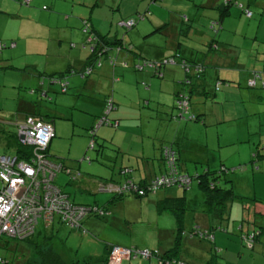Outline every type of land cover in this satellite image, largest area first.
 Returning <instances> with one entry per match:
<instances>
[{"label": "crops", "instance_id": "0c3cea01", "mask_svg": "<svg viewBox=\"0 0 264 264\" xmlns=\"http://www.w3.org/2000/svg\"><path fill=\"white\" fill-rule=\"evenodd\" d=\"M47 1L50 5L49 9L43 5L39 7L42 0H30L28 4L23 3L22 0H0V16L4 14L2 12H5L1 9L2 6L11 7L15 15L10 16L22 21L12 33L0 32L2 43L14 45L13 48L8 47V49L0 51V103L7 104L6 106L4 104L0 105V121H3L2 114H13L14 118L12 115L10 118L7 117V120L12 122L14 133L15 125L30 116L49 123L53 130L52 140L55 138L60 140L62 139L60 136H64V132L68 130L71 132V136L89 130L95 123L96 117L99 118L104 110L105 102L112 100V109L115 108V110L111 109L107 116L109 121L115 122L116 125L98 128L94 137L96 144L97 141L99 142L97 146L99 151L97 152L100 159L114 161V179H110V181L114 184H120L124 179L130 177L142 184L153 177L163 175L164 168L159 157L160 140L157 138L160 121L150 120V118L147 121L142 120L144 116L140 115L137 100L140 97L141 101L146 104L148 100H153V92H157L164 96L172 94L173 105H175V95L182 91L178 90L177 83L179 81L184 82L186 72L177 66H162L160 69L161 74L157 75L153 73L149 66L154 62L163 64L166 61L164 57L178 52L187 61L194 58V53H196L194 50L203 51L205 48L203 45L212 41L207 25L210 21L217 20L218 12L215 13L214 11L217 9L215 8L217 3L218 8L221 7V4L218 0H191L189 4L184 5L182 0H161L160 3L155 4H148L150 0ZM95 2H98V4H95ZM31 4L35 5V10L20 6ZM212 7L215 9L212 10ZM145 10L150 12L148 18L146 17L147 19L143 20L142 24L136 25L134 30L129 31L125 36V42L131 44L140 57L144 58L143 62L148 65L144 67L146 69H135L136 60L121 53H115L110 56L120 65L118 68H112L105 59L104 66L101 65L99 69L95 70L84 83L80 82L77 77H68L69 92L66 91L68 90L66 88L65 92L61 93L60 87L46 84L44 79L40 82V77L63 73L69 68L79 70L88 65L86 61L88 51L79 47L86 38V35L78 29L82 18L89 20L91 28L97 36L109 39L111 31L113 34L116 31V21L134 16L137 12H145ZM39 11L47 13L44 18L49 25L53 24L50 27L53 29L52 31L41 32L40 28L34 26L36 22L31 19V15ZM180 11L185 14L184 20L177 16ZM221 24L227 27L224 23ZM4 30L6 31L8 28H4ZM184 31H187L186 41L193 40L186 42V46H184V40L180 37V34ZM69 44H74V47L70 48ZM184 47L187 48L186 51H184ZM27 48L29 52L26 51ZM195 56L197 62L213 66L212 72L205 70L203 73L205 79L201 81V88H204L205 81L213 82L217 77L223 79V81L234 82L240 80L242 65L237 64V68L233 69L236 67L233 65L236 62L235 60L219 56L211 49L207 54H196ZM23 57H26V59H23ZM105 58H107V55H105ZM219 66L226 68V71L220 72ZM186 76L189 77V75ZM150 77L158 80L163 79V81L155 82ZM143 80L147 81V85L142 84L144 85L142 90L139 87L137 88V84H140L138 82ZM33 85L35 90L32 89ZM22 88H27L31 95L26 94L27 96L23 97L20 92ZM58 88L60 89L58 90ZM31 89L37 93L45 92L46 95L49 93L66 95V93H69V96L73 97L71 100L73 102L77 100V96L82 95L85 97L84 112H90L91 115L80 119L76 118V121L70 115L69 124H64V122L55 123L53 121L54 117L64 121V114L75 108L76 102L69 105L70 101L65 96L69 108L57 107L54 104L51 107H43L40 106L38 99L36 100L37 103H34L35 99L32 98ZM228 92L229 87H224L220 94L221 97L224 98V95ZM152 125H154L153 132L155 133L148 131L152 128ZM156 126L157 128H155ZM52 140L47 145V156L51 161L61 162L63 166L69 168L67 172H61L55 176L54 185L72 203L79 204L75 201L84 200L88 205L100 206L99 208L107 212L108 209L111 211L106 215L107 218L104 217L107 219H104V222L86 217L81 223L84 230L83 234L86 235V230H89L95 235L96 229L107 228L108 225L120 222H128L133 220L134 217L138 219L141 217L143 210L146 215L145 211L147 209L149 210V219L154 222V225L152 233L149 235V244L138 249L148 252L156 251L155 256L160 253L165 258L176 259L184 264H264V205L253 203L251 209H248V201L242 203H239L238 200L233 201L227 206L222 218L217 221L210 217L203 196L199 191L202 199L199 208L195 207L198 202L186 199L185 193L191 190L193 184L186 192H182L181 189L177 188H169L159 189L152 194L139 198L131 194L120 196L111 194L110 198L105 196L88 198L86 195L96 193V191L92 192V181L96 180V176L87 175L85 171H80V167L83 165L82 162H85L84 159L79 160V167L77 164L75 165L76 162L74 161L61 159L60 154L52 150ZM144 140L147 141V148L144 146ZM176 141L175 138L172 139L177 153L178 170L187 174L189 170L198 172L197 167H194L196 161L188 155L182 154L188 152V150H184ZM83 145H85V138H83ZM105 145L109 146L114 151L113 154L117 155L113 157L111 154L106 153L103 150ZM180 161L183 162L181 168ZM87 166L91 168L92 164H87ZM204 170L207 171V169ZM122 171H128V173L121 174ZM100 172H103L104 175L107 174L104 170H100ZM108 176L111 175L108 174ZM193 187V191L198 190L196 185ZM81 194L85 195L83 200L81 196H76ZM181 198L184 199L186 210L183 212L180 224H177L172 214L174 212L172 200ZM115 201L117 202L114 203ZM130 209H134V211H130ZM186 211L188 214H185ZM189 215L191 216L189 217ZM157 219L164 220L167 224L159 226ZM254 225L258 226L259 231H253ZM193 226L206 230L219 226L223 229V232L213 233L212 242L193 240L196 238L185 237L184 235H189V233L186 234V231H183L190 230ZM62 227L67 226L59 223L56 218H53L49 224L39 221L34 236L36 233H43L42 238L44 236L50 238L53 251L68 260L69 255L64 249V244L61 241L60 245V238L56 234L59 230H62L63 233L66 232ZM177 228H180L181 232L179 233L184 237L178 236ZM68 230L80 233L75 229L68 228ZM251 234L257 235H254L252 247L248 249L240 238ZM81 237L86 239L85 236ZM81 237L79 238L81 239ZM38 240L40 242L41 239L38 238ZM54 240L58 242V245H54ZM90 241L93 244L102 245L99 241ZM242 246L246 248H242ZM94 247L97 251L99 250L95 245ZM172 250L175 252H172ZM103 251L104 249L100 251L102 256ZM152 258L154 257L144 260L147 264H153ZM154 259L156 260V258ZM141 263L144 264V261H131L130 257L129 259H119L118 264ZM155 263L158 264L157 261H154Z\"/></svg>", "mask_w": 264, "mask_h": 264}, {"label": "rangeland", "instance_id": "374dc122", "mask_svg": "<svg viewBox=\"0 0 264 264\" xmlns=\"http://www.w3.org/2000/svg\"><path fill=\"white\" fill-rule=\"evenodd\" d=\"M232 1L241 3L243 7H246V4L248 3L249 5L247 4V8L252 13L251 19H244L242 14L238 12L237 17H241L242 19H238L237 21H240L241 23L232 22L227 26H234L233 35L231 36L230 41H232V46H234L235 48L231 47V49L233 51L236 48L239 50L240 60L238 62H235L233 65H242V71H240L239 76L240 80L236 81L237 85L231 86L226 82V86L229 87V92L224 95V98H220L219 95L222 93V89L226 86L223 83H220L221 85L218 86V92L214 97H212L210 93L212 92L215 81H205L203 89L207 94L193 95V97L190 99V112H188V114H193V110L198 111V113L200 114H196L201 115L200 118L202 119V122L183 121L179 118H176L177 110L173 108L174 105L172 94L164 96L163 94L153 92V100H148L146 104H144L145 102L141 101V98L139 97L137 103L140 115L144 116L142 117V120L147 121L149 120L148 118H150V120L160 121V127L157 130V138L160 140V145L166 142L172 143V139L175 138L178 145H180L184 150H188V152H183L182 154H186L196 161L194 167H197L198 172L189 170L188 174H185H187L189 177H192L194 176V173H203V171H205L204 169L213 172L214 175H217L219 177L218 181L220 183V187L230 188L235 195L246 198L249 204L248 209H251L253 202L250 201V198H254L259 201V205H264V90L248 89L246 87V80L248 78L247 74L249 69H254V65L260 66L264 62V59L262 58V49L258 47L259 45L264 47V18L260 14V12H262L261 9L259 10V12H257V8H260L261 4L262 8L264 7V0ZM42 5L48 9L50 7L47 0H42V3L39 7H41ZM20 6L29 10L36 9L35 5L33 4L28 6ZM230 8L235 9L232 6ZM1 9L5 12H2L4 14L0 16V32L12 33L16 29V26L22 21L10 16L15 15L11 7L2 6ZM45 14L47 13L39 11L31 15V19L36 22V25L34 26L40 28L41 32L53 30L52 28H50L53 24L49 25V23L46 22V19L44 18ZM243 22H245L246 26L243 24ZM142 23L143 21L137 23L136 25L138 26ZM4 28H8V30L5 31ZM134 29L135 27L131 30ZM128 33L124 35L126 36ZM252 48L255 49L251 50ZM26 51L29 52V49L27 48ZM23 59H26V57H23ZM104 61L105 60L101 58V65L105 64ZM119 66L120 65L118 63L114 65V67L116 68H118ZM214 68L216 69V67ZM218 69H220V72L226 71V68H221L220 66L218 67ZM206 71L212 72L213 66H209ZM145 72L148 71L146 70ZM150 79L155 82L163 81V79L158 80L154 77H150ZM204 79L205 78H203V80ZM79 81L82 82L80 79ZM201 81H198L197 85H201ZM44 82L46 84L52 86L56 85L57 87H59L58 84L50 83L47 79H44ZM67 82L68 90L66 91L69 92L70 85L68 79ZM138 83L140 84H137V88L139 87L142 90L144 88V85L142 84L145 83V86L147 85L146 80ZM177 88L178 90L183 89L182 81H179L177 83ZM32 89L35 90L34 85L32 86ZM59 89L60 88H58V90ZM34 90L32 93V98L35 99L34 103H37L36 100L38 99L41 104L40 106L43 107H51L54 104L57 107L69 108L66 104L65 96L70 101L69 105H72L76 102L75 108H73L70 112H66L64 114V121H60L57 117H54L53 121L55 123L64 122V124H69L71 120L70 115H72V118L75 121L77 120L76 118L80 119L85 116L89 117L91 115L90 112H84L85 97L82 95L77 96V100L73 102L71 101L73 97H70L69 93H66V95L49 93L45 96V98H43L44 96L40 97L39 94ZM20 92L23 97H26V94H29V90L27 88H22ZM259 94L262 95L261 98L258 97ZM3 104L4 106L7 105L4 102L0 103V105ZM104 110L102 111L99 118L103 117ZM112 110L114 111L115 108ZM12 115L2 114L3 121H0V126L3 131L0 130V155L12 156L14 154V128L12 126V122H9L7 120V117L10 118L12 117ZM96 118H98V116ZM106 119L109 120L108 116L106 117ZM96 121H98V119H96ZM95 123L93 124V126L95 125ZM153 126L154 125H152V128L148 130L149 132L154 131ZM157 126L155 128H157ZM105 127L107 126H101L99 128ZM82 132L83 133L71 136V132L68 130L64 132V136H60L62 138L60 140L57 138L52 140L51 137L49 139V141L52 140L53 142V149H51L55 150V152L57 151L58 154H60L59 157H61V159H68L71 160V162H76L75 165H78V162L80 163V159H84L85 162H82L83 165L82 167H80V171H85L87 175L96 176V180L92 181L93 189L91 188L92 192L96 191V193L94 195H86V197L89 198L92 196H100L101 198L105 196L110 198L111 194L109 193L97 192L96 184L106 185L107 183L112 182L110 181V179H114V161H104L100 159L97 152L99 151L97 148V146L99 145L98 141L96 144V141L93 140L94 151L93 148L92 150H89L88 144L90 138L88 136V130L86 132ZM83 138H85V145H83ZM144 146L147 148V141L145 140ZM21 148H23V145ZM103 150L106 153L111 154L113 157L117 155L113 154L114 151L107 145L104 146ZM254 155H256V157ZM14 157L15 159L17 158V156ZM16 160H18V158ZM87 164H92V167L89 168ZM182 164L183 162L180 161V168L182 167ZM221 168H225L227 170L232 169L233 172L224 174L219 172L221 171ZM100 170H104L107 174L104 175L103 172H100ZM108 174L111 176H108ZM191 183L193 184V186L196 185L195 180H192ZM193 186L190 191H185V196L186 199L198 202L195 204V207L199 208L202 199L197 189L193 191ZM76 196H81L82 200L85 197V195L82 194ZM243 201L244 200H242V202ZM75 202H79L78 205L91 206L88 205V203H86L84 200H78ZM116 202L117 201H115L114 203ZM238 202L240 203V201ZM132 210L134 211V209H130V211ZM108 211L110 210L108 209ZM145 212L146 215L143 210L141 217H139L138 219L134 217L133 220H129L128 222H120L114 225H108L107 228L96 229L95 235L91 231L89 232V230H86V235H81L76 231L68 230L67 227H62L66 232L63 233L62 230H59V232L56 233L58 236H56L60 238V245L61 241L64 244V249L69 255V261H77L78 263H81L83 261H90L91 263L95 264L101 260L102 252L100 251H102L104 247L116 246L118 248L126 249L129 251H143V249L138 248L144 247L145 245L149 244V235L152 233V227L154 225V222L149 219V210L146 209ZM112 213L114 214V212ZM185 214H188L187 211L185 212ZM190 216L191 215H189V217ZM90 218L96 221H103L107 217L103 219H96L94 217ZM157 220V224L159 226H162V224H167V222L164 220ZM256 225L253 226L254 232L259 231V228ZM188 230L189 229L183 231L187 232ZM31 236L32 234L29 237ZM42 236L43 233H36L32 242H38V238L41 239ZM81 236H85L86 239ZM29 237H27L26 239H28ZM79 237H81V239ZM90 240L99 241L102 245L95 243L93 244ZM53 242L54 245H58V242H56L55 240ZM24 243L7 238L0 239V257L6 259L11 264H21L28 257V252H25L23 250L25 247ZM94 245L98 247V251L96 250ZM242 248L246 247L242 246ZM132 260H137L139 262L144 261V264L146 263V261L140 257L131 258V261ZM152 261L154 264V261L156 260L152 258Z\"/></svg>", "mask_w": 264, "mask_h": 264}, {"label": "trees", "instance_id": "16d2710c", "mask_svg": "<svg viewBox=\"0 0 264 264\" xmlns=\"http://www.w3.org/2000/svg\"><path fill=\"white\" fill-rule=\"evenodd\" d=\"M29 1L30 0L25 2V0H22V2L25 4H28ZM182 1H184L182 3L184 5L187 3L189 4L191 0H182ZM218 1L221 4V7L218 8V3H217V6L215 7L217 9L214 11L215 13L218 12L217 20L210 21L207 25V29L210 32V39L212 41H211V43L208 42L207 44L203 45L205 47L203 51L194 50L196 52V53H194V58H192V60H187V61L182 58L181 54H178L179 52L178 53L175 52L176 54L164 57V58H166L165 59L166 61L163 64H159V63L154 62L153 64L155 65V69L153 68V64H151L152 67L150 66V68L153 70V73L157 74V75L161 74L160 69L162 66H164V67L177 66L178 68H181L184 72H186V75H189V77L185 75L186 78L184 79V82L182 83L183 89L180 93H177L175 95V105L173 107L174 109L177 110V117L176 116L175 117L179 118L180 120H183V121L202 122V119L200 118L201 115H197V114H200V113H198V111H196V110L192 111L193 114L197 113L196 115H193L191 113L188 114V112H190L189 111L190 110V99L193 97V95H206L207 94L203 88L199 87L200 85H197V83H198V81L203 80V78H204L203 73L205 72V70L209 66L206 64H203L202 62H197V59H195V57H196L195 55L196 54H207V52H209L211 49L212 51H215V53L217 52L219 56H224L228 59L231 58V59L235 60L236 62H238L240 60L239 50L237 48L234 51L231 49V47L235 48L234 46H232V41H230L231 36L233 35V27L234 26L233 27H224V26H222L221 23H224L226 26H228L232 22L241 23L240 21H237L238 19H242L241 17H237L238 12L242 14L244 19H251L252 13L247 8V6L249 4L247 3L248 5L246 4V7H243V5L241 3H236V2H233L232 0H218ZM157 2L160 3L161 0H150V1H148V4H155ZM95 4H98V2H95ZM231 6L234 7L236 10L230 8ZM260 6H261L260 8H257V12H259V10L261 9L262 12H260V14L264 18V7L262 8V4ZM215 8L212 7L211 9L213 10ZM149 14H150V12H148V10H145V12H137L134 14V16H131L128 18H123L122 20L116 21L115 22L116 31L114 30L115 31L114 34L111 31V34L109 35V39H104L105 37L97 36V34H95V32L92 30L89 20L82 18L80 20V24H79L78 29L82 34L86 35V38L82 42V44L79 45V47H80V49H87L88 57H87L86 61H87L88 65L84 66L82 69H79V70L68 69L67 71H65L63 73L40 77V79H39L40 82L43 79H47L50 83L58 84L60 88L62 86L65 87V90H66V88L68 86V82H67L68 77H71V76L77 77L78 79H80L84 83L86 81V79L95 70H97L101 67V63H100L101 58H103V60L106 59V62L109 63V65L113 68L117 62L113 58H111L112 56H110V55H114L115 53L116 54L121 53L125 56H129L130 58L136 60L135 66L136 65L139 67H140V65L145 66L146 63L143 62L144 58L140 57L139 53H137L134 50V48L131 44L125 42L126 37L124 34L128 33L131 29H133L137 23L142 22L143 20H146L148 18ZM177 16L179 18H181L182 20L185 19V14L182 11H180L179 14H177ZM127 22H131V26L125 27L124 24ZM243 24L245 25V22H243ZM186 35H187V31H184L180 34V37L184 40V46H186V42L193 41L191 39H189L190 41H186V39H185ZM121 36L123 37L122 39L120 38ZM221 40H223V41H221ZM8 47L13 48L14 45L13 44L6 45L0 41V51L8 49ZM69 47L70 48L74 47V44H69ZM258 47L262 49V53H263L262 58L264 59V47H262L261 45H259ZM253 49H255V48H252L251 50H253ZM186 50H187V48L184 47V51H186ZM177 51H179V50H177ZM250 51H249V54H250ZM105 55H107V58H105ZM254 67H255L254 69H249V71H248V74H247L248 78L246 80V87L250 90H256V89L264 90V62L262 63V65H260V66L254 65ZM184 68H187V71H185ZM236 68H237V66L233 69H236ZM87 69L90 70L89 74H85V71ZM196 69H198V73L195 72ZM249 81L252 82V85H250V86L248 85ZM226 82L231 86L237 85L236 81H234V82L228 81V80L223 81V79H220L217 77L210 95L212 97H214L215 94L218 92V86L221 85L220 83H223L226 86ZM226 87H228V86H226ZM31 92L33 93V90ZM38 94L40 97L44 96L43 98H45V96H46L45 92H39ZM181 97L186 98L185 100H186L187 106L184 109H181V108L179 109L177 107V101L179 99H181ZM219 97L222 98L221 95H219ZM258 97L261 98L262 95L259 94ZM110 102L112 103V100H110ZM109 112H111V111H109ZM97 119L99 120V118H97ZM0 130H2V129L0 128ZM15 133H16V125H15V132L13 133L15 149H14V154L12 156H17L18 159H20L22 161H26L30 157V148L25 147V146H23V148H21L22 145L19 144ZM94 137H95V134L93 136V140H94ZM165 148L168 150L170 149L169 151L174 155L175 161L177 163V153H176V150L174 148V144L173 143H167V142L159 146V157H160L161 163L163 164L162 152H163V149H165ZM46 155H47V149H46ZM254 156L256 157V155H254ZM59 163L62 167L61 172H64L65 170L69 169L68 167L63 166V164L61 162H59ZM176 163H175L176 173L179 176H185L186 178H188L189 183L187 185H182V186L171 185L169 187H165V188H161V189L176 187L178 189H181L182 191H188L189 188L191 187L190 185L192 184L191 181L195 180L198 191L203 196V201H204L205 206L207 207V212L209 213L210 217H213L217 221H219L222 218L223 214L225 213L227 206H229V204L231 202L238 200L242 203V200H244L243 202L247 201L246 198L235 195L230 188L220 187V185H219L220 183L218 181L219 177L217 175H214L213 172L204 171V173H201V174L194 173V176L189 177L187 174L182 173L178 170ZM163 168H164V174L161 176H164L166 173V169H165L164 164H163ZM61 172H59V173H61ZM219 172L224 173V174H228V173L233 172V170L232 169L227 170L225 168H221V171H219ZM153 178H151V179H153ZM126 179L132 180V178H130V177L126 178ZM123 181H125V179ZM120 184H121V182H120ZM135 197L139 198L138 196H135ZM67 201L71 204H74V203L70 202L68 199H67ZM172 201H173L172 207H173V211H174V212H172V214L175 217L177 224H180L183 212L186 210L184 208V199H182V198L176 199V200L173 199ZM250 201H252L253 203H259L254 198H251ZM74 205H78V204H74ZM81 206H83V205H81ZM88 207L99 208L97 206H88ZM99 209H102V208H99ZM102 210H104V209H102ZM88 217H94L96 219H103L106 216H99L98 217L96 215L94 216V214H91V216H88ZM54 218H56L58 220V222L61 223L57 217H54ZM82 221H81V223H82ZM38 222L39 221H37V223L34 227V232H33L32 236L29 237L28 239L21 241L23 243L25 242L24 243L25 247L23 250L25 252H28L27 259H25L21 264H94V263H91L90 261H83L81 263H78L77 261L73 262V261H69V260L65 259V257H63V256L60 257L56 252L53 251L51 243H50V238H46L45 236L43 238H41L40 242L38 241V242L33 243L32 241H33V238L35 237L34 233H35L36 226H37ZM81 223H80V227L78 229H75V230H77L81 234H83L84 230L81 226ZM61 224H63V223H61ZM193 228H197V227H194V226L191 227L190 230H188L189 232L187 231L186 234L187 233L190 234V232L193 230ZM197 229L200 232L205 231L206 237L204 239H199L195 236H189V235H184V236L185 237L188 236L189 238L194 237L197 240H204L207 242H212L213 233L223 232V229H221L219 226H215V227L211 228L210 230L201 229L199 227ZM179 232H181V230H180V228H177L178 236L184 237V236H181ZM254 235H257V234H251L248 236H241V238H240V240L243 242V244L248 249H250L252 247ZM245 238H247V240H244ZM0 239H3V238L1 237ZM110 248H112V246L104 248V251H103L104 254L101 257V260L95 264H108V254H109ZM172 252H175V251L172 250ZM158 254H159L158 256H153L154 258H156V261L158 264H176L177 262H181V261L176 260V259L165 258V256L163 257V255H161L160 253H158ZM3 260L7 261L6 259H3ZM7 262L9 264H11L9 261H7ZM181 263H183V262H181Z\"/></svg>", "mask_w": 264, "mask_h": 264}, {"label": "built area", "instance_id": "2783aa9c", "mask_svg": "<svg viewBox=\"0 0 264 264\" xmlns=\"http://www.w3.org/2000/svg\"><path fill=\"white\" fill-rule=\"evenodd\" d=\"M27 1L25 0V2ZM124 26H131V22L125 23ZM146 66L148 65H140V67L136 65L135 69L141 70ZM150 66L152 67V65ZM153 68L155 69L154 64ZM184 70L187 71V68ZM89 72L90 70L87 69L85 74H89ZM195 72L198 73V69ZM248 85H252V82L249 81ZM64 91L65 87L62 86L61 93ZM185 99L181 97L177 101L179 109H184L187 106ZM111 109L112 103L107 100L103 117L99 118L95 125L88 130L89 150L93 148V136L100 126L116 125L115 122L106 119ZM15 134L21 145L30 148V157L28 160L22 161L16 160L17 158L15 159L14 156L0 155V238L22 241L33 234L37 221L49 224L54 217H57L68 228L78 229L81 221L91 214L98 217L108 215L107 211L99 208L69 203L65 195L53 184L56 174L61 172L62 167L59 162L51 161L46 155L47 143L53 136V130L49 123L29 116L16 124ZM169 150L165 148L162 152V160L166 169L164 176L154 177L142 184L129 179H125L121 184H96L97 191L115 196L131 194L143 197L171 185H187L189 179L176 173V161ZM121 173L125 174L128 171ZM189 236L204 239L206 233L193 228ZM155 255L156 251L136 252L112 247L108 254V264H118L119 259L124 258L148 259ZM0 264L9 263L0 258ZM176 264L183 263L177 262Z\"/></svg>", "mask_w": 264, "mask_h": 264}]
</instances>
